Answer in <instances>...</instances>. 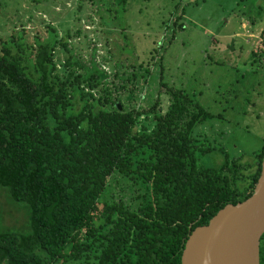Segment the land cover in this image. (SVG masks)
<instances>
[{
  "label": "trees",
  "instance_id": "1",
  "mask_svg": "<svg viewBox=\"0 0 264 264\" xmlns=\"http://www.w3.org/2000/svg\"><path fill=\"white\" fill-rule=\"evenodd\" d=\"M21 38L22 29L0 40V190L24 214L17 226L0 222V264H180L190 230L250 194L264 142L246 162L222 152L219 164L201 163L208 147L193 130L212 114L191 92L160 84L169 104L140 138L132 127L154 104L124 107V84L101 69L94 46L82 60L61 40L59 61L51 27L31 44ZM114 171L143 188L105 198Z\"/></svg>",
  "mask_w": 264,
  "mask_h": 264
},
{
  "label": "rangeland",
  "instance_id": "2",
  "mask_svg": "<svg viewBox=\"0 0 264 264\" xmlns=\"http://www.w3.org/2000/svg\"><path fill=\"white\" fill-rule=\"evenodd\" d=\"M49 27L56 33V60L66 56L61 40L82 60L94 46L101 69L111 75L115 68V83L124 84L118 89L124 107L154 104L140 111L132 127L140 138L169 104L159 90L165 83L185 88L212 114L193 130L208 147L201 163L219 164L222 152L246 162L264 142V0H0V40L22 29L21 39L31 44ZM147 153L145 147L135 157ZM117 188L131 195L143 184L114 171L104 197ZM76 203L65 210L72 212ZM0 220L9 227L24 220L1 190Z\"/></svg>",
  "mask_w": 264,
  "mask_h": 264
},
{
  "label": "water",
  "instance_id": "3",
  "mask_svg": "<svg viewBox=\"0 0 264 264\" xmlns=\"http://www.w3.org/2000/svg\"><path fill=\"white\" fill-rule=\"evenodd\" d=\"M232 42L233 38L229 49ZM263 231L264 155L250 194L225 203L205 223L190 230L180 252V264H258V242Z\"/></svg>",
  "mask_w": 264,
  "mask_h": 264
},
{
  "label": "flooded vegetation",
  "instance_id": "4",
  "mask_svg": "<svg viewBox=\"0 0 264 264\" xmlns=\"http://www.w3.org/2000/svg\"><path fill=\"white\" fill-rule=\"evenodd\" d=\"M255 2H248V7L251 8L252 6H255L253 5Z\"/></svg>",
  "mask_w": 264,
  "mask_h": 264
}]
</instances>
